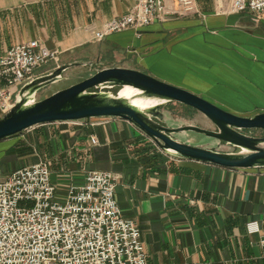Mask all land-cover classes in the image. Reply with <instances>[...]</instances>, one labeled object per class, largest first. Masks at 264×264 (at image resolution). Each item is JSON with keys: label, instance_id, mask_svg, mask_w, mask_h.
<instances>
[{"label": "crops", "instance_id": "crops-1", "mask_svg": "<svg viewBox=\"0 0 264 264\" xmlns=\"http://www.w3.org/2000/svg\"><path fill=\"white\" fill-rule=\"evenodd\" d=\"M136 3L0 0V56L32 41L59 52L62 62L88 60L102 51L111 63L145 72L232 114L264 113V17L256 22L249 12L229 13L231 0H198V14L94 39ZM86 134L99 144L92 146L82 135L88 145L77 152L83 160L76 164L75 183L82 184L89 171L119 176L117 202L124 218L138 225L150 264H264V171L172 159L118 119ZM65 179L71 184L69 175Z\"/></svg>", "mask_w": 264, "mask_h": 264}, {"label": "built area", "instance_id": "built-area-1", "mask_svg": "<svg viewBox=\"0 0 264 264\" xmlns=\"http://www.w3.org/2000/svg\"><path fill=\"white\" fill-rule=\"evenodd\" d=\"M246 12L259 22L264 0H231L229 13ZM193 14H198V0H137L94 39ZM60 65L61 54L37 41L7 50L0 56V113L12 109L24 84ZM102 122L68 125L94 129ZM89 140L99 144L95 135ZM117 179L111 172L89 171L82 184H70L61 196L48 163L13 171L0 181V264H150L138 225L124 218L117 202Z\"/></svg>", "mask_w": 264, "mask_h": 264}, {"label": "water", "instance_id": "water-1", "mask_svg": "<svg viewBox=\"0 0 264 264\" xmlns=\"http://www.w3.org/2000/svg\"><path fill=\"white\" fill-rule=\"evenodd\" d=\"M102 53L64 62L24 84L12 109L0 113V143L43 126L118 119L172 159L264 171V113L232 114L145 72L111 63ZM64 82L71 86L52 92ZM46 91L51 93L43 96ZM171 105L187 115L170 112ZM189 135L209 142L191 143Z\"/></svg>", "mask_w": 264, "mask_h": 264}, {"label": "rangeland", "instance_id": "rangeland-1", "mask_svg": "<svg viewBox=\"0 0 264 264\" xmlns=\"http://www.w3.org/2000/svg\"><path fill=\"white\" fill-rule=\"evenodd\" d=\"M62 61L61 59V64L64 63ZM69 86H71V82L61 83L57 87H54L52 92L65 89ZM48 93L50 94L51 91H46L43 96ZM177 106L171 105L170 112L184 114L183 110ZM87 130L89 129L76 125H48L36 128L11 140L1 142L0 181L7 178L16 169L45 162L56 173L54 174L53 172V175L62 178V180H59L53 176V183L58 187V195H65L68 187L63 185L66 184L67 186V184H70V181L65 179L66 175L70 176L72 179L71 184H73L75 183V176L80 173V168L76 164L81 163L83 158L81 153L77 152L80 150V147H87L88 145L87 138L81 141L83 134L85 136L88 135L87 137L90 138L89 134H86ZM201 140L204 139L195 135L188 136V141L191 143H199ZM203 142L209 141L204 140Z\"/></svg>", "mask_w": 264, "mask_h": 264}]
</instances>
